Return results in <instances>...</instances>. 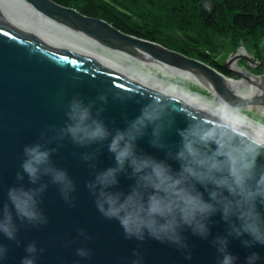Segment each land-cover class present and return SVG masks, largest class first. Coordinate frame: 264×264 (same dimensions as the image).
I'll use <instances>...</instances> for the list:
<instances>
[{
	"label": "clouds",
	"instance_id": "obj_1",
	"mask_svg": "<svg viewBox=\"0 0 264 264\" xmlns=\"http://www.w3.org/2000/svg\"><path fill=\"white\" fill-rule=\"evenodd\" d=\"M108 97L109 92L99 93L96 100L100 106H96L95 100L85 103L74 95L67 104L64 124L48 125L37 142L24 146L21 170L16 172L18 183L8 188V202L0 206V234L19 245L18 232L25 223L33 227L47 225L48 217L39 206L49 186L42 182L44 177L58 186L69 207L75 206L76 185L67 170L56 167L52 160L67 139L75 146L92 149L79 154L94 170V178L85 186L94 197L97 211L105 219L118 221L126 239L143 242L148 237L175 246L190 260L184 231L207 240L212 218L219 214L226 234H217L211 241L218 254L217 264H236L238 260L229 251L230 237L239 239L245 249L264 246V135L255 134V126L239 107L218 97L224 112L235 119H226L215 107L187 104L177 113L176 97L146 92L139 113L131 119L123 115L126 126L121 129L109 127L102 118ZM126 99L130 97L113 93V100ZM177 115L184 117V127L175 126ZM111 123L114 125L115 120ZM173 131L179 137L177 143L167 140ZM145 136L153 149L165 153V159L138 149L137 141ZM52 142L57 147H48ZM105 143L114 165L95 171ZM169 161H175L178 168ZM121 174L134 180L127 193L112 190ZM25 175L31 187L22 183ZM77 232L85 240L91 239L83 229ZM43 251L35 241L29 242L20 264H36L37 255ZM7 255V245L0 243V260ZM76 255L90 259L92 250L78 247ZM133 255L136 259L132 264H143L139 252L133 250ZM260 259L258 252L250 251L244 264H257Z\"/></svg>",
	"mask_w": 264,
	"mask_h": 264
},
{
	"label": "water",
	"instance_id": "obj_2",
	"mask_svg": "<svg viewBox=\"0 0 264 264\" xmlns=\"http://www.w3.org/2000/svg\"><path fill=\"white\" fill-rule=\"evenodd\" d=\"M27 1L48 17L62 21L105 44L110 45L105 37L116 39L125 45L138 46L160 60L195 67L211 83H207L205 78L194 77L188 86L185 80V86L178 88L177 94H174L89 61L85 53L76 51V45L0 18V206L8 202V188L18 183L16 172L21 170L24 146L37 142L40 133L46 131L48 125L60 127L64 124L67 104L74 95H79L85 103L95 100L96 106H100L96 97L101 92H109L102 118L109 127L121 129L126 126L123 115L126 114L128 119L135 117L146 102L141 99L146 92L158 91L176 97L177 104L174 106L177 113L183 111V104L209 108L202 96L220 91L222 97L234 106L264 107V79L253 80V74H247L245 57L236 60L235 55L223 67L233 75L251 76V90L242 89L239 82L225 81L226 76L194 59L159 44L125 35L102 20L85 17L51 0ZM204 79L205 86H199ZM229 89L241 92L242 98L235 96ZM113 93L126 95L130 99L124 102L113 100ZM113 120L114 125L111 123ZM185 124L184 117L177 115L175 126L184 127ZM148 140V136L138 140V149L158 159H165V153L153 149ZM167 140L177 143L179 137L173 131ZM48 147H57V144L52 142ZM90 150L75 146L70 140L63 141V146L53 154L52 160L56 167L67 170L76 185L73 193L75 206L69 207L63 201L58 186L51 184L49 177H44L42 182H48L49 186L39 206L48 217L47 225L33 227L25 223L18 232L19 245L0 234V243L8 247V255L0 260V264H20L21 257L26 255L24 246L32 241L36 242L38 248L44 249L37 255L36 264H132L136 259L133 250L139 252L143 264H217L218 254L211 241L217 234H226V225L219 214L212 218L214 223L207 240L192 235L190 230L184 231L192 254L190 260L185 259L182 251L175 246L148 237L143 242L134 238L126 239L118 221L105 219L97 211L94 197L85 186L88 180L94 178V170L79 158V154ZM169 163L173 168H178L175 161ZM113 165L112 154L107 151L105 143L95 171ZM118 180L119 184L112 190L124 193L134 183L124 174L119 175ZM22 183L25 187L32 186L26 175ZM77 229H83L91 239L85 240ZM78 247L90 248L91 258H79L76 255ZM229 251L238 256L236 264H244L250 251L260 254L261 259L257 264H264V246L245 249L239 239L230 237Z\"/></svg>",
	"mask_w": 264,
	"mask_h": 264
},
{
	"label": "trees",
	"instance_id": "obj_3",
	"mask_svg": "<svg viewBox=\"0 0 264 264\" xmlns=\"http://www.w3.org/2000/svg\"><path fill=\"white\" fill-rule=\"evenodd\" d=\"M51 1L194 59L228 78L234 76L216 63L219 56L251 45L257 60H264V0H138L144 14L132 10L135 0ZM252 71L264 73V64Z\"/></svg>",
	"mask_w": 264,
	"mask_h": 264
},
{
	"label": "bare ground",
	"instance_id": "obj_4",
	"mask_svg": "<svg viewBox=\"0 0 264 264\" xmlns=\"http://www.w3.org/2000/svg\"><path fill=\"white\" fill-rule=\"evenodd\" d=\"M0 18L76 45V51L85 53L87 60L97 62L104 67L174 94H177L178 88L185 86V84L179 81L181 79L191 82L194 77L205 78L207 79V83H211V80L201 70L187 65L181 66L171 60L169 62L160 60L138 46L125 45L121 41L108 37L105 38L110 41L111 46L105 44L97 38L78 31L62 21L48 17L32 6L27 0H0ZM241 54L242 50H237L233 56ZM244 75L246 77V74ZM245 77L242 80L225 77V81L239 82L242 89L251 90V76H247L250 83H248ZM205 79L199 86H205ZM259 79L263 78L253 77V80ZM229 90L235 96L242 98L241 92L233 89ZM221 93L222 91L204 95L202 98L209 108L215 107L225 115L226 119H235L230 112L225 113L223 105L217 102L218 97L223 98ZM248 108L239 107L240 111L248 117L249 122L255 126V134L263 135L264 121L254 117L255 115Z\"/></svg>",
	"mask_w": 264,
	"mask_h": 264
},
{
	"label": "rangeland",
	"instance_id": "obj_5",
	"mask_svg": "<svg viewBox=\"0 0 264 264\" xmlns=\"http://www.w3.org/2000/svg\"><path fill=\"white\" fill-rule=\"evenodd\" d=\"M130 1H131V0H130ZM135 2H136L137 4H133V6H134V8H136V9H133V8H132V10H133L135 13H137V14H139V13L144 14V12L142 11V8L139 7V5H141V4L138 2V0H135ZM142 6H143V5H142ZM168 7H169V6H168ZM169 8H171V7H169ZM151 11H153V10H151ZM149 16H150V15H149ZM134 18H136V16H135ZM149 20L151 21V19H149ZM140 22H141V21H140ZM196 36H197V34H196ZM197 37H199V36H197ZM237 50H242V54L236 56V60H238V59H240V58H242V57H245V63H246L247 74H253V77H254V78L262 77V78L264 79V73H262V74H254V73H252V72H253L252 70L256 69L257 66H260V65H263V64H264V63H263L264 60H262L261 62H259V61L257 60L256 56H257L258 53H257L253 48H251V45H249V46H248V45H245V46H241V47L235 48L234 50H232V51H230V52H227V53H225V54L219 56V57L217 58V62H216V63H217V64H220V65H222V66L226 65L227 60H228L229 58L233 57V54H234ZM238 52H239V51H238ZM238 52H237V53H238ZM232 75H233V74H232ZM233 76H234L233 79L242 80V79L244 78L245 75L243 74V76H237V75H233ZM247 76H248V75H246L245 79L248 80V83H250V82H249V78H247ZM230 78H231V77H230ZM185 80H186V79H181V80H179V81H181V83L185 84ZM189 84H190V81L187 80V86H188ZM248 107H249L248 110L251 111L253 115H255L254 117H257V118H259L260 120H263V121H264V107H261V106H248Z\"/></svg>",
	"mask_w": 264,
	"mask_h": 264
}]
</instances>
